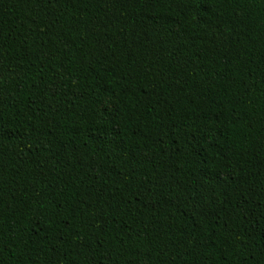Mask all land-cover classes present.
I'll return each instance as SVG.
<instances>
[{
    "label": "trees",
    "instance_id": "16d2710c",
    "mask_svg": "<svg viewBox=\"0 0 264 264\" xmlns=\"http://www.w3.org/2000/svg\"><path fill=\"white\" fill-rule=\"evenodd\" d=\"M0 264H264V0H0Z\"/></svg>",
    "mask_w": 264,
    "mask_h": 264
}]
</instances>
